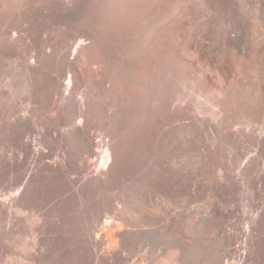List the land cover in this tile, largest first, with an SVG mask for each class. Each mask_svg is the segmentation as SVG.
<instances>
[{
    "label": "bare ground",
    "instance_id": "obj_1",
    "mask_svg": "<svg viewBox=\"0 0 264 264\" xmlns=\"http://www.w3.org/2000/svg\"><path fill=\"white\" fill-rule=\"evenodd\" d=\"M246 2L0 0V233L58 211L82 164L113 169L108 128L138 132L119 170L140 187L106 210L95 264H143L144 245L168 264H264V0ZM100 27L119 33L106 71Z\"/></svg>",
    "mask_w": 264,
    "mask_h": 264
},
{
    "label": "rangeland",
    "instance_id": "obj_2",
    "mask_svg": "<svg viewBox=\"0 0 264 264\" xmlns=\"http://www.w3.org/2000/svg\"><path fill=\"white\" fill-rule=\"evenodd\" d=\"M248 1L245 0L246 3H249ZM240 4H243L239 5L240 7L245 5L244 2ZM95 34L98 48L97 59L102 65L101 70L106 71L107 66L112 62L113 49L119 41V33L100 27ZM83 95H86L84 96L86 103L96 108L97 100L93 99L90 93L86 92ZM77 98L80 99V94ZM78 106L84 108V104L79 103ZM79 122L80 120H77L76 124ZM102 131L100 134L105 142L109 143L112 151L113 169L100 173V169L95 168L92 163L82 164L80 175L72 176L77 185H74L72 190L62 197L60 204L55 207L58 211H50L54 202H49L45 207L41 206L39 211L35 210L36 214L29 216L25 221L17 219L19 221L7 223L4 231L0 233V264H95V257L105 252L108 248L107 240L98 250L94 249L93 243L103 234L98 232L105 227L106 210L115 198L121 199L123 192H129L135 186L140 187L138 179L133 180L127 172L119 170L122 156L127 152L128 154L137 153L142 147L138 132L130 136L123 144L119 138L117 140L113 137L116 135L114 131L108 128H103ZM111 137L114 140L110 141ZM65 143L63 145H67ZM175 149L179 154H183L185 140L178 141ZM177 199L178 197L174 194L161 193L155 201L159 200L170 205V202L177 203ZM37 223L38 226H46L48 231L34 233ZM157 234L161 237L166 233ZM144 246L141 253L131 258V262L142 259L143 264H168V255L153 257L150 246Z\"/></svg>",
    "mask_w": 264,
    "mask_h": 264
}]
</instances>
